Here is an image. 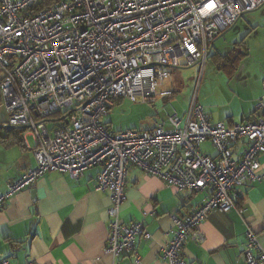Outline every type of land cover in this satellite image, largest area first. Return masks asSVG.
Returning a JSON list of instances; mask_svg holds the SVG:
<instances>
[{"label": "built area", "instance_id": "2783aa9c", "mask_svg": "<svg viewBox=\"0 0 264 264\" xmlns=\"http://www.w3.org/2000/svg\"><path fill=\"white\" fill-rule=\"evenodd\" d=\"M263 6L264 0H0L4 126L33 136L37 163L7 185L0 210L45 173L77 180L98 167L96 190L110 192L111 201L105 252L114 259L136 255L137 240L151 235L141 222L120 219L135 167L180 192L206 193L189 215L171 216L163 258L187 264L185 243L204 240L200 226L209 215L236 210L244 218L234 190L264 180V94L256 118L235 126L213 122L197 92L185 118L173 114L152 128L114 132L106 118L121 100L154 104L182 60L204 70L221 32ZM204 142L216 159L200 151ZM241 142L246 147L236 158L231 149ZM245 224V264H264L258 235Z\"/></svg>", "mask_w": 264, "mask_h": 264}, {"label": "crops", "instance_id": "0c3cea01", "mask_svg": "<svg viewBox=\"0 0 264 264\" xmlns=\"http://www.w3.org/2000/svg\"><path fill=\"white\" fill-rule=\"evenodd\" d=\"M209 51L204 70L198 64L188 67L182 60L172 79L161 87L156 101L163 99V121L173 114L185 118L197 88L198 101L213 122L235 126L256 118V106L264 94V7L244 14L224 29ZM189 68H195V73L187 81L185 69ZM0 100L2 105L1 96ZM161 122L158 119L140 129ZM0 130L8 136L7 141L0 139L1 196L10 182L37 163L35 139L25 128H11L13 133ZM245 147L241 142L231 151L237 158ZM200 151L213 159L218 156L210 142H204ZM261 163L264 165V156ZM98 173L99 168L94 167L77 180L67 173H45L10 198L0 210V260L15 264H136L139 258V264H168L163 249L171 237V216L189 215L204 202L206 193L180 192L132 167L120 219L125 224L141 222L151 238L137 240L136 255L114 259L105 252L110 192L96 190ZM233 198L237 207L247 209L244 218L236 210L209 215L200 226L204 240L191 238L185 243L187 264H245V222L250 223L264 249V180L237 187Z\"/></svg>", "mask_w": 264, "mask_h": 264}, {"label": "rangeland", "instance_id": "374dc122", "mask_svg": "<svg viewBox=\"0 0 264 264\" xmlns=\"http://www.w3.org/2000/svg\"><path fill=\"white\" fill-rule=\"evenodd\" d=\"M185 73L186 80L189 81L195 73V68L185 69ZM114 106V108L112 106L110 115L107 118L108 126L114 130L121 128L141 130L140 128L145 124L152 123L158 119L163 121V99L156 101L154 105L132 103L128 100H122L117 102ZM6 117L5 106L2 104L0 105V122H3Z\"/></svg>", "mask_w": 264, "mask_h": 264}, {"label": "trees", "instance_id": "16d2710c", "mask_svg": "<svg viewBox=\"0 0 264 264\" xmlns=\"http://www.w3.org/2000/svg\"><path fill=\"white\" fill-rule=\"evenodd\" d=\"M0 105H1V100H0ZM15 132L14 130H8L6 133H13ZM4 130H0V139L2 141H7L8 140V136H3Z\"/></svg>", "mask_w": 264, "mask_h": 264}, {"label": "water", "instance_id": "95a60500", "mask_svg": "<svg viewBox=\"0 0 264 264\" xmlns=\"http://www.w3.org/2000/svg\"><path fill=\"white\" fill-rule=\"evenodd\" d=\"M10 129L12 128V127H9ZM15 128V127H14ZM13 128V129H14ZM0 129H7V127L6 126H4V125H0Z\"/></svg>", "mask_w": 264, "mask_h": 264}]
</instances>
